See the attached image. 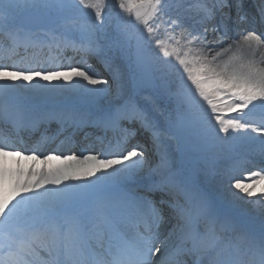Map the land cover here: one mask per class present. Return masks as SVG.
Listing matches in <instances>:
<instances>
[{
	"label": "snow or ice",
	"instance_id": "snow-or-ice-1",
	"mask_svg": "<svg viewBox=\"0 0 264 264\" xmlns=\"http://www.w3.org/2000/svg\"><path fill=\"white\" fill-rule=\"evenodd\" d=\"M116 3L131 18L125 24L143 26L140 35L119 23L106 28V0H0V35L11 41L0 48V123L12 126L0 131V264H264V188L258 200L244 199L256 195L264 167L244 176L241 161L191 171L184 165L185 153L206 163L220 154L231 159L233 141L245 142L264 165V121L247 120L264 112V31L256 27L264 26V6L253 15L249 0ZM82 9L90 10L88 22L76 18ZM53 43L80 62L54 63L58 55L43 67L35 54L14 59L20 47L27 53ZM117 59L131 69L135 91H125ZM143 88L152 92L143 96ZM105 97L111 102L97 116L80 104ZM42 105L51 107L31 118ZM51 119L60 125L53 139L65 134V123L71 136L85 128L113 136L97 138L99 151L43 153L49 134L42 125ZM21 129L40 139L26 146ZM164 137L176 141L179 166L162 148ZM217 144L221 153L212 152ZM9 157L17 165L61 157L75 163L33 168L23 179ZM201 173L214 183L203 186ZM244 203L254 211H235Z\"/></svg>",
	"mask_w": 264,
	"mask_h": 264
},
{
	"label": "rangeland",
	"instance_id": "rangeland-1",
	"mask_svg": "<svg viewBox=\"0 0 264 264\" xmlns=\"http://www.w3.org/2000/svg\"><path fill=\"white\" fill-rule=\"evenodd\" d=\"M106 3H107V7L104 10V13H105V21H106V28L107 27H114L116 24L119 23V24H121L127 30L128 33H130V34H132L134 36L135 35H140V32L143 29V26L140 25V24H137L134 20H132V22L129 23V24H125L124 21L125 20H131V18L126 17V15L120 11V9H119V7H118V5L116 3V0H106ZM185 3L188 4L189 2L186 1ZM262 5H264V4H262ZM76 18L79 21L88 22L90 20V10H88V9H82L80 12L76 13ZM91 20L94 21V17H91ZM144 35H147V34L144 33ZM159 35L161 36L162 39H164L165 41H167L168 37L166 35H164V29H163V26L162 25H161V27L159 29ZM40 36L43 37L44 40H46V41H51V37H44L43 36V33H41ZM7 42H9L8 46H6V43ZM53 46H54V44H53ZM5 47L6 48L7 47H11V41L5 39L2 35H0V48H5ZM21 48H23V47H21ZM40 49L43 50V48H40ZM35 50H37V49H35ZM53 51H54V49L52 47L50 51H47L46 53H44L43 55H41V57L40 56H37V57H39V59H41L43 61H47L48 57L53 54ZM34 52H38V51H34ZM39 52H41V51L39 50ZM33 54H35V55L38 54L39 55L41 53H33ZM76 58L77 57H75V58L72 59L74 61V63L76 62L75 64H77V61H75ZM16 59H18V58H16ZM78 60L80 61L81 58L78 57ZM4 62L5 63H12V61H4ZM57 62H58V60L55 63H57ZM47 64L45 66L44 65H41V66L47 67L48 66ZM80 64L82 65V67H86V65H84L82 63H80ZM89 64L91 65V67H92L93 70L99 72L102 76H106L109 79L111 78L109 76V73L106 72L104 70L103 66L98 61H96L95 59H90L89 60ZM21 66H24V65H21ZM50 66L52 67L53 66V63H51ZM114 66L115 67H118L119 71L124 76L125 91L126 92L135 91L136 88H137V86H136L135 81L131 77V69L129 68L127 62L126 61H121V60L117 59ZM36 78H37V80L39 79V77H36ZM21 81H16V83H22V82H24V81H22V82ZM35 81L36 80H33V82H35ZM60 82L63 83V80H61ZM41 83H49V82L41 81ZM54 83H57V81H51V84H54ZM140 91H141V93H142L143 96H147V95H149L152 92V89L151 88H143V89H140ZM110 102H111V98L105 97V98H97L95 101L81 100L80 101V104H81L82 107H84L85 109H87L89 112H92V111L93 112H97V111H101L103 108L107 107ZM47 106H49V105H47ZM164 108H165V111L167 112L168 111L167 104L164 105ZM41 115H42V113H41ZM227 115H229V114H227ZM40 117L41 116L38 117L37 114H36L35 116H33L31 118L37 119V118H40ZM221 134H223V133H221ZM50 135H51V131H50ZM98 137H102V134L100 136H98ZM164 140H165V143H167L166 151L168 152L169 157L172 158V160H173V162H174V164L176 166H179L180 160H181V152L178 150V146H177L176 141L175 140H169L167 137H164ZM165 143H164V145H162L163 149L165 147ZM57 145L58 144L50 143L46 147L45 150L41 149L40 151L43 152V153H46V151L52 152L53 150L56 149ZM150 146H149V148L151 150V147ZM100 148H101V146L99 145L95 149V151H99ZM212 152H215V151L212 149ZM221 152H222V149L220 148L219 150H217L216 153H221ZM76 154H78V153H76ZM237 154L238 155H242V154H239V153H237ZM210 155H211V153H210ZM184 156H187V158H188V156H193V155L191 153H185ZM244 156L245 157H243V158H239L237 156V158L243 159V160H240L242 162V168L244 169L243 174H244V176H248V175H250L249 173H251V171H253V170L255 171V169H258L260 167V165H261L260 164V157L259 156H252V155H250V156L244 155ZM11 158L12 157H10V159H8V166H9V168L16 169L17 166H18L22 171L25 172V176H24L23 179H28L27 172L29 170H32L33 168H34V170L36 172H40V171H49V172H51V171H54L56 169H66L69 164L75 163L74 161H72V162L71 161H67V160H65V159H63L61 157L58 160L57 159H55V161L54 160H48L47 162H44L42 159H37L38 161L37 160H34V162H32V163H31V161H28V159H24V160H20L19 161V165H17V163H16V160L17 159L14 158V160H13ZM244 158H246L248 160L246 161V159H244ZM153 159L155 161H158L159 160V156H154ZM250 159H253V161L258 162V163H254V162L250 161ZM189 160H191V161H189ZM187 161H189L188 164L193 165V170H199L202 166L204 168H206V169L209 168V167H212V166H215L216 167L217 164H218V163H216V160H210L207 163L205 161L201 160V159H197V160L187 159V160H185V162H187ZM68 162H69V164H68ZM246 162H248V163H246ZM223 168H224V166H223ZM199 178H200L201 183L205 187H208L211 183H214V181H212L210 177H205L203 173L200 174V177ZM245 182L247 183V182H250V181L245 180ZM260 185H261V188L259 187L260 189L257 190L256 188L258 186H260ZM262 186L264 187V182H261V184L256 185V187L254 189L255 190V193L258 192L255 195L256 197L254 196V197H252L253 198L252 199V198H248V197L245 196L244 197L245 201H247L249 199H251L253 201L258 200V194L261 193L260 191L262 189ZM241 195H243V194H241ZM235 211H237L240 214L250 213V212H253L254 211V207H253L252 204L244 203L240 207L236 208ZM165 234H166V231H165Z\"/></svg>",
	"mask_w": 264,
	"mask_h": 264
},
{
	"label": "bare ground",
	"instance_id": "bare-ground-1",
	"mask_svg": "<svg viewBox=\"0 0 264 264\" xmlns=\"http://www.w3.org/2000/svg\"><path fill=\"white\" fill-rule=\"evenodd\" d=\"M186 1H188L189 3H191V0H185V2ZM258 30H260V29H258ZM39 50L41 51V52H39ZM18 56H20V57H16V58H18V59H20L21 57H24V56H31L33 53H42L43 51H44V49L42 50V49H37V50H35V49H31V51L29 52H27V53H25V49L24 48H19L18 50ZM34 51H38V52H34ZM59 55V58L57 59L58 60V62L57 63H59L61 60L63 61V63H65V64H68V63H73V64H75L74 63V61L72 60L73 58H75V57H79L80 58V56L79 55H77L76 53H74L73 52V50L71 49V48H66V50L64 49L63 50V52L61 53V54H58V51L56 50L55 52H54V54H53V56L51 57V58H55V57H57ZM17 59V60H18ZM77 60V59H76ZM75 60V61H76ZM48 63V64H47ZM46 64L48 65L47 67H51L50 65H51V63H49V62H47ZM25 66V65H24ZM27 66V65H26ZM80 67H82V65L80 64ZM34 80H37V78L36 79H34ZM22 82V81H21ZM22 83H26V82H22ZM33 83H35V82H33ZM51 106L49 105V106H47V105H43V106H41V108L40 109H34V110H32L31 111V113H30V116L31 117H33V116H35L36 115V111H39L40 113H42V111H47L49 108H50ZM246 111V110H245ZM229 115H232V116H235V115H237L236 113H231V114H229ZM247 120H248V122H250V123H254V124H256V125H259L262 121H264V116H263V114L260 112V111H253L248 117H247ZM10 125V124H9ZM48 126V127H47ZM65 128L67 129V131L65 132V134L64 135H66L67 133H68V131L70 132L71 130H72V126H71V124L70 123H65ZM42 127H46L47 129H48V134H49V139H47V140H45L44 142H43V147L44 148H46V146H47V143H49L50 141H52L53 140V138H51L52 137V135H54V133L56 132V130H57V128L58 127H60V125L58 124V122H57V120L56 119H51L49 122H47L45 125H42ZM90 129H92V128H90ZM24 129H21L20 130V132L19 133H22V131H23ZM102 130V129H101ZM50 131H51V135H50ZM100 131V129H98V128H95V130H94V134H96V133H98ZM231 135H240V133H230ZM224 134H221L220 133V136H223ZM252 135H255V133H252ZM35 139H40V137H39V135L38 134H36V133H30L29 132V136L27 137V140H28V144H30V143H32L33 142V140H35ZM50 143H52V142H50ZM49 143V144H50ZM164 143H165V140H164V138H162V145H164ZM149 146V145H148ZM166 146H167V143H165V147H164V150H166ZM163 148V147H162ZM221 148V146L220 145H215V146H213V150L215 151V152H217V150H219ZM150 149V148H149ZM231 149H232V153H234L235 151V153H239V154H242V155H246V156H250V155H252V156H259L258 155V153H256V152H254L253 150H252V148L250 147V146H248L245 142H242V141H233V142H231ZM233 154L232 155V158L231 159H229V158H227V157H225L224 155H222V154H220V155H218L217 156V159H215L216 160V163H218L217 164V168H223V166L224 167H227V166H229V165H231V164H233L235 161H240V160H243V159H239V158H237V155L236 154ZM8 159H10V157L8 158ZM11 159H13L14 160V157H12ZM15 159H18V158H15ZM244 159H246V158H244ZM12 160V161H13ZM24 160V159H23ZM51 160H54L55 161V158L54 159H51ZM58 160V159H57ZM248 159H246V161H247ZM28 161H31V163L32 162H34V160H31V159H28ZM38 161V160H37ZM250 161H252V162H254V163H258V162H255V161H253V159H250ZM26 162V161H25ZM72 162V161H71ZM245 163V162H244ZM246 163H248V162H246ZM68 164H69V162H68ZM216 165V164H215ZM256 165V164H255ZM248 166V165H247ZM250 167V166H249ZM260 167H264V165H260ZM251 168V167H250ZM244 170V169H243ZM248 170V169H247ZM244 172V171H243ZM261 188V185L260 186H258L256 189L258 190V189H260ZM262 188H264L263 186H262ZM260 191V190H259ZM261 192V191H260ZM258 193V192H257ZM256 193V194H257ZM256 197V196H255ZM260 197V194H258V198ZM253 199V198H252ZM256 199V198H255ZM250 207V206H249ZM163 229V228H162ZM161 229V230H162Z\"/></svg>",
	"mask_w": 264,
	"mask_h": 264
}]
</instances>
